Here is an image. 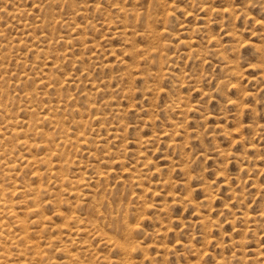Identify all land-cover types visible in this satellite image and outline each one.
<instances>
[{"label":"rangeland","instance_id":"rangeland-1","mask_svg":"<svg viewBox=\"0 0 264 264\" xmlns=\"http://www.w3.org/2000/svg\"><path fill=\"white\" fill-rule=\"evenodd\" d=\"M0 264H264V0H0Z\"/></svg>","mask_w":264,"mask_h":264},{"label":"bare ground","instance_id":"bare-ground-1","mask_svg":"<svg viewBox=\"0 0 264 264\" xmlns=\"http://www.w3.org/2000/svg\"><path fill=\"white\" fill-rule=\"evenodd\" d=\"M145 21V20H144ZM94 222V221H93ZM119 243V242H118Z\"/></svg>","mask_w":264,"mask_h":264}]
</instances>
